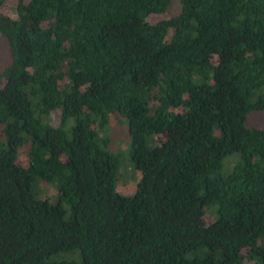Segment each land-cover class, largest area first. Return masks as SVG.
Segmentation results:
<instances>
[{
	"label": "trees",
	"instance_id": "obj_1",
	"mask_svg": "<svg viewBox=\"0 0 264 264\" xmlns=\"http://www.w3.org/2000/svg\"><path fill=\"white\" fill-rule=\"evenodd\" d=\"M5 1L0 264H264V0Z\"/></svg>",
	"mask_w": 264,
	"mask_h": 264
},
{
	"label": "rangeland",
	"instance_id": "obj_2",
	"mask_svg": "<svg viewBox=\"0 0 264 264\" xmlns=\"http://www.w3.org/2000/svg\"><path fill=\"white\" fill-rule=\"evenodd\" d=\"M18 0H6L2 5V11L13 18L17 17V6ZM167 15H153L149 18V21L152 24H157L161 20L165 19ZM9 59V49L8 45L4 40H0V71L1 67L8 63ZM58 113L55 112V115H52L54 121L58 120ZM257 114H253L250 116H256ZM257 124L264 126V117L259 120ZM111 129V130H110ZM110 129L108 130L109 136L111 138V143L109 146V150L111 153L120 156L121 165H124L122 169V177L121 182L117 185V190L120 194L124 196H132L136 192L137 182L141 177V173L137 171L131 162L129 155V144L128 143V122L122 117H113L111 120ZM113 134V135H112ZM112 135V136H111ZM22 165H26L24 160H19ZM48 191L54 190L49 189ZM208 219V218H207ZM247 264H253L251 262Z\"/></svg>",
	"mask_w": 264,
	"mask_h": 264
}]
</instances>
